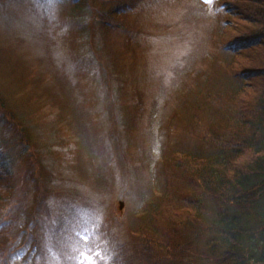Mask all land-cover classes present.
I'll use <instances>...</instances> for the list:
<instances>
[{
	"label": "rangeland",
	"instance_id": "obj_1",
	"mask_svg": "<svg viewBox=\"0 0 264 264\" xmlns=\"http://www.w3.org/2000/svg\"><path fill=\"white\" fill-rule=\"evenodd\" d=\"M77 1L0 0V131L11 110L33 133L19 120L2 133L19 159L13 176H0V197L17 200L0 224L15 220L19 247L3 264H196L208 233L183 224L178 236L163 223L176 246L152 261L148 223L168 172L172 180L182 172L175 152L199 145L201 126H219L222 97L255 87L252 73L264 65L251 48L233 62L223 48L251 21L225 13L223 0H135L123 13L110 10L122 0H86L79 11ZM107 9L115 27L92 17ZM18 139L30 150L21 154ZM38 160L48 174L37 183L27 175L41 177Z\"/></svg>",
	"mask_w": 264,
	"mask_h": 264
},
{
	"label": "trees",
	"instance_id": "obj_2",
	"mask_svg": "<svg viewBox=\"0 0 264 264\" xmlns=\"http://www.w3.org/2000/svg\"><path fill=\"white\" fill-rule=\"evenodd\" d=\"M95 1L102 4L107 2V0ZM111 1L114 2V0H109V2ZM223 1L221 0V3L223 2L221 9H224L225 13H229V15L237 13L236 17L239 19L247 21L250 19L251 21L248 28L240 31L241 34L238 32L239 35H242L241 38L230 39L229 43L223 45L225 54L231 57L230 62L235 61L234 58L240 53V48L250 47L254 52L253 61L256 64L264 65V0ZM230 1L235 4L237 2L234 12L229 6ZM85 2L86 0L76 2L78 4L77 11ZM134 2L135 0H129V2L122 0L110 10L118 9L121 11L120 13H123ZM88 5L91 6V3L85 5L88 7L87 11L90 9ZM107 10L102 14L93 13L92 17L115 27L118 22L114 14L108 15L111 11ZM243 10L249 12L250 16L243 17L245 16ZM84 14L86 15L87 12ZM85 15L83 18L79 17V21L81 19L83 21ZM86 18L90 20L89 14ZM82 23L79 22L83 30ZM120 24L123 29V23L120 22ZM103 26L104 24L102 29ZM105 31L107 32V28ZM124 31H128V28H124ZM84 32L87 36L92 37L93 35L91 28L90 30L85 28ZM87 36L85 35V37ZM256 37L262 41L257 42ZM259 72L256 70L252 73L256 84L251 91L244 95L240 93L238 96L239 84L234 82L238 85L231 95L222 97L226 99L227 107H225L226 111L222 112L223 118L218 121L220 127H212L216 126L215 124L209 126L211 129L208 131L201 126V132L197 133V136L202 138L199 145L197 144L195 148L178 150L175 152L174 159H171L178 165V168H182V172L176 173L180 177L175 180L171 179V171L168 172L166 191L162 193V199L160 196L158 201L153 202L155 204L154 212L151 213L152 220L148 223L153 234L155 233V236L152 234L154 245L148 246L150 249L148 255L152 261H156L154 255L157 254L156 250L159 248L176 246L175 243L173 244L172 236L169 235L170 230L162 229L159 226L166 223L173 228L177 225L175 229L177 235V229L183 224L197 226V236L204 232L208 233L209 240H205L204 247L200 248V256L197 257L196 264L201 260L212 264H264V69ZM245 73L239 72V83L242 80H247ZM244 84L241 85V91L247 85ZM242 96H245V100L241 98ZM2 106H4L3 103ZM7 111L9 114L4 111V115L1 116V126L7 127L0 131V176L4 174L13 176L11 170L19 161L11 151L12 149L7 148L10 138L6 137V134L9 133L4 129H11L13 125L11 122L19 120L18 124L21 127L23 125L21 129L27 137L33 134L32 128L24 123L23 116H20V119L15 116L13 111ZM4 121H6L5 125ZM221 125L224 127L221 128ZM15 130V134L21 131L18 127ZM2 133L6 134L2 135ZM18 142L22 143L21 154L30 150L29 143L22 142L21 139H18ZM34 155L38 156L35 152ZM18 156L20 157V155ZM28 159L32 160V158ZM35 163L41 165L39 167V169L42 168L41 177L27 175V178L34 179L37 183L41 178L44 182L48 174L47 166L43 161L38 160ZM37 169L34 166L30 173L32 174ZM171 181L175 183L172 184ZM9 185L8 189H4L5 192L14 188ZM37 187L39 186L37 185ZM16 203L17 200L12 195L11 197L9 195L0 197V217L4 216L6 208H15ZM16 208L19 206L17 205ZM14 223L15 220H7L0 224V227L6 226L5 235L0 234L5 240L0 241V262L2 264L11 252L16 253L15 249L19 248L16 246L18 239L16 231L18 229ZM36 246L33 245L32 249ZM187 250L189 251V249ZM31 256L29 255V257ZM29 263L32 264L31 261Z\"/></svg>",
	"mask_w": 264,
	"mask_h": 264
},
{
	"label": "snow or ice",
	"instance_id": "obj_3",
	"mask_svg": "<svg viewBox=\"0 0 264 264\" xmlns=\"http://www.w3.org/2000/svg\"><path fill=\"white\" fill-rule=\"evenodd\" d=\"M85 239H87V237H85Z\"/></svg>",
	"mask_w": 264,
	"mask_h": 264
}]
</instances>
